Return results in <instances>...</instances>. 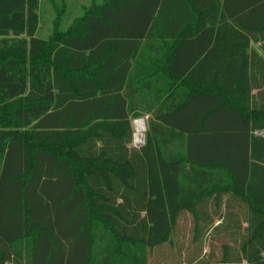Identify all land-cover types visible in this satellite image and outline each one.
<instances>
[{"label":"trees","instance_id":"16d2710c","mask_svg":"<svg viewBox=\"0 0 264 264\" xmlns=\"http://www.w3.org/2000/svg\"><path fill=\"white\" fill-rule=\"evenodd\" d=\"M40 1L0 0V264H152L186 224L188 264H264V0H103L48 37Z\"/></svg>","mask_w":264,"mask_h":264},{"label":"rangeland","instance_id":"374dc122","mask_svg":"<svg viewBox=\"0 0 264 264\" xmlns=\"http://www.w3.org/2000/svg\"><path fill=\"white\" fill-rule=\"evenodd\" d=\"M103 0H41L40 1V30L39 35L41 37H48L51 34L55 21H60V25L67 28L74 19L84 15L86 9H88L93 3H100ZM67 22V24H66ZM138 119V118H137ZM145 123L144 137H146V117H141ZM136 120V119H134ZM134 120L133 126V142L132 145L140 147L139 144H135L134 137ZM145 141V138H144ZM190 224H186L180 232L179 238L184 242L182 246L178 245L176 236L174 237V246L168 245L164 250H160L157 257L152 258V264H188L194 257L197 256L198 245L192 243L189 239L192 237V233L189 232ZM184 233V235H183ZM209 241V239H207ZM206 241L203 246V255H210L209 242ZM219 251V250H217ZM157 261V262H156Z\"/></svg>","mask_w":264,"mask_h":264},{"label":"bare ground","instance_id":"6f19581e","mask_svg":"<svg viewBox=\"0 0 264 264\" xmlns=\"http://www.w3.org/2000/svg\"><path fill=\"white\" fill-rule=\"evenodd\" d=\"M145 123L143 119L138 118L134 120V137L135 143L142 144L144 138Z\"/></svg>","mask_w":264,"mask_h":264},{"label":"crops","instance_id":"0c3cea01","mask_svg":"<svg viewBox=\"0 0 264 264\" xmlns=\"http://www.w3.org/2000/svg\"><path fill=\"white\" fill-rule=\"evenodd\" d=\"M66 24H67V22H66ZM52 29H53V28H52ZM251 46H252V48H253L255 51H257V52L259 53V55H261V56L264 58V52H263L262 49H261V45H260V43H256V42L252 41V42H251ZM254 92H255V91H254ZM145 117H146V119H148L149 115H146ZM143 121H144V120H143Z\"/></svg>","mask_w":264,"mask_h":264},{"label":"water","instance_id":"95a60500","mask_svg":"<svg viewBox=\"0 0 264 264\" xmlns=\"http://www.w3.org/2000/svg\"><path fill=\"white\" fill-rule=\"evenodd\" d=\"M144 138H145V137H144ZM144 138H143V144H144V142H145V141H144Z\"/></svg>","mask_w":264,"mask_h":264},{"label":"built area","instance_id":"2783aa9c","mask_svg":"<svg viewBox=\"0 0 264 264\" xmlns=\"http://www.w3.org/2000/svg\"><path fill=\"white\" fill-rule=\"evenodd\" d=\"M135 144H136V143H135ZM139 145L141 146V145H143V143H142V144H139Z\"/></svg>","mask_w":264,"mask_h":264}]
</instances>
